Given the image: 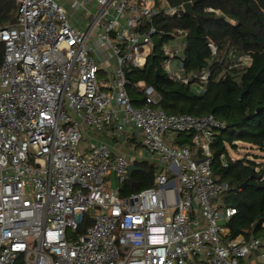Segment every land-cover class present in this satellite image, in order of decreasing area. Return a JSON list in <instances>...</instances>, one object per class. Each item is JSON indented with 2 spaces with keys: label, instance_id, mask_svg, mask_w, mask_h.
<instances>
[{
  "label": "built area",
  "instance_id": "obj_1",
  "mask_svg": "<svg viewBox=\"0 0 264 264\" xmlns=\"http://www.w3.org/2000/svg\"><path fill=\"white\" fill-rule=\"evenodd\" d=\"M16 1V21L0 25V264H264L263 239L231 238L224 226L235 209L223 205L231 188L214 179L210 150L224 122L166 113L141 81L143 104L126 90L125 74L166 34L156 19L181 16L172 0ZM185 37L170 32L161 67L201 90L210 71L185 73ZM229 57L228 69L249 60ZM92 132L131 139L143 154L115 152ZM86 137L96 142L81 151ZM134 158H156L159 170L153 185L121 196Z\"/></svg>",
  "mask_w": 264,
  "mask_h": 264
},
{
  "label": "trees",
  "instance_id": "obj_2",
  "mask_svg": "<svg viewBox=\"0 0 264 264\" xmlns=\"http://www.w3.org/2000/svg\"><path fill=\"white\" fill-rule=\"evenodd\" d=\"M182 13L180 17L160 15L156 25L165 35L155 41L152 53L143 68H131L126 90L135 106L144 103L142 94L133 86L136 82L150 85L159 94L155 104L166 113H186L200 116L213 114L224 122L211 144V169L218 182H227L230 190L223 198L224 206L235 213L224 223L231 238L242 236L264 240V164L255 158H232L229 148L245 143L264 149V0H172ZM191 5L184 12L183 5ZM211 7L216 11H208ZM16 0H0V25L16 21ZM186 31L183 47L185 73L210 71L198 90L196 80L188 83L171 79L161 67L164 59L162 43L176 29ZM207 42L218 48L212 55ZM248 55L242 67L227 68L229 52ZM3 45L0 44V62ZM190 134H180L178 143L191 145ZM224 155L228 161L223 166ZM133 171L119 188L121 196L153 185L158 172L156 164L135 162ZM91 224L85 215L78 231Z\"/></svg>",
  "mask_w": 264,
  "mask_h": 264
},
{
  "label": "rangeland",
  "instance_id": "obj_3",
  "mask_svg": "<svg viewBox=\"0 0 264 264\" xmlns=\"http://www.w3.org/2000/svg\"><path fill=\"white\" fill-rule=\"evenodd\" d=\"M68 12H71V10L69 9ZM90 142H96V139L95 138L86 137L85 139H82L80 141V143L78 145V148L82 151L84 148L87 147V145ZM107 142L110 144L109 141H107ZM111 144H113V146L115 147V145H114L113 142H111ZM116 148H119L120 151H123L126 154L127 157L130 156V154L128 153L129 152L128 149H126L124 147L121 148L120 146H117ZM228 150H229V153L232 156V158L247 157V156L249 158H255V157H257L255 159L258 162H263V164H264V149H260V148H257L255 146L253 147V146H250L249 144H245V143H237V148L236 149L229 148ZM113 188H116V183H113ZM240 262L243 263V264H245V263H247L249 261H248V258L245 257V258H242L240 260Z\"/></svg>",
  "mask_w": 264,
  "mask_h": 264
},
{
  "label": "crops",
  "instance_id": "obj_4",
  "mask_svg": "<svg viewBox=\"0 0 264 264\" xmlns=\"http://www.w3.org/2000/svg\"><path fill=\"white\" fill-rule=\"evenodd\" d=\"M93 134H95V137H97V139H99V140H103V141H106V142L109 141L110 144L108 142L107 143L109 145H111V147L113 146V144H111V142H113L114 145H115V147L113 146L112 147V150H114L115 152L124 153L123 151H120L119 148H116L117 146H120L121 148L124 147V148H126L128 150H131V148H135V152L134 153L136 155H139V153L143 154V152H141L143 150L140 148V144L137 145V142L136 143H133L131 139H124V140L123 139H120V142L121 143H118V142H115V141L109 139L108 132H104V133H101V134L100 133H93ZM131 145H133V147H131ZM135 154H130V157H131V155H134L135 156ZM132 160H133V163L138 162V161H148V162H152V163H154V164L157 165L158 170H159V167H160L159 164H158V162H157V159L156 158H154V159H152L150 161L149 160H146V159H136V158H134Z\"/></svg>",
  "mask_w": 264,
  "mask_h": 264
},
{
  "label": "water",
  "instance_id": "obj_5",
  "mask_svg": "<svg viewBox=\"0 0 264 264\" xmlns=\"http://www.w3.org/2000/svg\"><path fill=\"white\" fill-rule=\"evenodd\" d=\"M183 8H184V9H183L184 12H190V11H191V5H190L189 3H185V4L183 5ZM125 76L127 77L128 74L126 73ZM138 169H139V167H138L135 163L130 162V163L128 164L129 175H130L133 171L138 170Z\"/></svg>",
  "mask_w": 264,
  "mask_h": 264
}]
</instances>
